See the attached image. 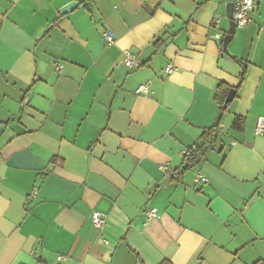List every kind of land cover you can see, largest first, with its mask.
<instances>
[{
    "label": "crops",
    "instance_id": "1",
    "mask_svg": "<svg viewBox=\"0 0 264 264\" xmlns=\"http://www.w3.org/2000/svg\"><path fill=\"white\" fill-rule=\"evenodd\" d=\"M236 1L0 0V264H264V0L225 52Z\"/></svg>",
    "mask_w": 264,
    "mask_h": 264
},
{
    "label": "built area",
    "instance_id": "2",
    "mask_svg": "<svg viewBox=\"0 0 264 264\" xmlns=\"http://www.w3.org/2000/svg\"><path fill=\"white\" fill-rule=\"evenodd\" d=\"M254 8H255L254 0H237L236 1L234 20H235L237 27L244 28L249 24L252 18V12ZM104 39L106 41V46H111L115 44V38L111 32L106 31L104 33ZM124 64L129 69H134L138 67L139 62H138V58L136 54L130 51L125 52ZM61 69H62L61 66H57L58 71H60ZM172 71H173V68L171 66H168L166 69V72L168 74H171ZM149 89L150 88L147 84H141L137 92L143 95H147L149 93ZM263 132H264V118L261 117L258 119V122H257L256 133L262 134ZM194 152L195 151L193 152L188 151L186 152L185 156L188 158H191L192 156L194 157L195 156ZM196 182L206 184L208 183V179L204 175L201 174L196 177ZM147 215L151 219L158 217L157 210L155 209L151 210ZM92 222L97 229L102 230L106 223V216L100 212L95 211L92 214ZM62 258L63 257H60V259Z\"/></svg>",
    "mask_w": 264,
    "mask_h": 264
},
{
    "label": "trees",
    "instance_id": "3",
    "mask_svg": "<svg viewBox=\"0 0 264 264\" xmlns=\"http://www.w3.org/2000/svg\"><path fill=\"white\" fill-rule=\"evenodd\" d=\"M221 87L223 86H219V89H221ZM228 90H230V88H227V91ZM216 101L218 105L220 106V110L222 112H225L228 109L229 105L227 108L224 107L225 106L224 97L221 99H218L216 97ZM231 127L233 130H239V131L243 130L244 120L241 117L236 116L233 120ZM217 139H218V129L217 128H211L205 131L204 134L202 135L203 145L201 147H198V149L194 152L195 154L194 157L192 156L191 158H188V157L186 158L187 166L182 171H179L177 173L176 179L180 180L185 172L198 166L202 162L206 152L216 144ZM257 264H261V263H257Z\"/></svg>",
    "mask_w": 264,
    "mask_h": 264
},
{
    "label": "water",
    "instance_id": "4",
    "mask_svg": "<svg viewBox=\"0 0 264 264\" xmlns=\"http://www.w3.org/2000/svg\"><path fill=\"white\" fill-rule=\"evenodd\" d=\"M76 6H77V3L73 2L69 5H67L65 8H63L60 12H61V14L68 13V12L72 11ZM234 7H235V3H233V2L227 6V15L231 21V23H230L231 28L229 30L228 35L224 39V50H225V52H227L228 44L232 41V39L234 38V35L236 34V24L234 22V16H233ZM234 97H235V92L232 90L229 92V94L225 100V106H224L225 108H227V105H229L230 103L233 102ZM220 120H221V116L218 117L216 125L219 124ZM2 131H3V128L0 129V135H1Z\"/></svg>",
    "mask_w": 264,
    "mask_h": 264
}]
</instances>
